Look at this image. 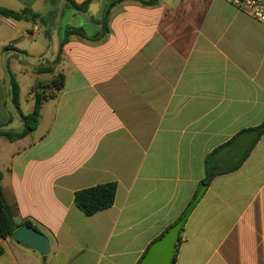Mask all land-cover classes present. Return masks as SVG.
Wrapping results in <instances>:
<instances>
[{
	"label": "crops",
	"instance_id": "0c3cea01",
	"mask_svg": "<svg viewBox=\"0 0 264 264\" xmlns=\"http://www.w3.org/2000/svg\"><path fill=\"white\" fill-rule=\"evenodd\" d=\"M65 1L0 0L41 16L0 13V130L24 127L12 81L22 115L44 97L35 130L0 135V183L15 223L49 242L41 255L0 235V264H140L203 185L175 264H264V135L236 168L252 136L234 140L264 124V26L231 0H110L98 40L99 13L66 3L62 26ZM106 183L115 203L85 215L75 193Z\"/></svg>",
	"mask_w": 264,
	"mask_h": 264
},
{
	"label": "trees",
	"instance_id": "16d2710c",
	"mask_svg": "<svg viewBox=\"0 0 264 264\" xmlns=\"http://www.w3.org/2000/svg\"><path fill=\"white\" fill-rule=\"evenodd\" d=\"M66 1L68 2V4L70 6L74 7L75 9H77L83 13H87L89 11L90 4L93 0H87L82 5L76 4L73 0H66ZM109 1L110 0H107V3L105 5L103 27L101 28L100 31H98V33L101 35V37L98 38V40L99 39L102 40L105 37V35L107 34V32H108L107 21H108L110 9L113 7V5L116 2H118L120 0H116V2H113L111 4L108 3ZM150 3H152V2H150ZM0 13L2 15H4L5 17L11 18V19L16 20V21H20L22 19H30V18L33 21H37L38 19H41L40 15H37V14L33 13L32 11L27 10V9L22 10L20 12H16V11L0 8ZM42 20L45 22V24H48V22L46 20H44V19H42ZM66 34H67V36H72V35H80L81 36V35H83L81 29H75V28H68ZM63 43H64V41L62 40V38H60L61 47H62ZM59 59H60V54H59L57 60L55 61V63L58 62ZM52 69H53V66L41 67L38 70L43 71V72H51ZM64 84H65V77L63 74H59L56 77H54L53 81L50 83V86L55 91H59L64 87ZM12 86H13L12 102H13V105H14L17 113L22 116L24 127L19 132H7V131L0 130V135L4 136L5 138H7L10 141H15V140H18V139L25 137L27 134H29L30 132L35 130L37 123H38V120H39V116H40L42 99L44 97H43V95H38L36 102H35V107H34L33 112L29 115L24 116L21 114L20 109H19L18 88H17V85L13 81H12ZM248 134H250L252 136V140H251L250 144L248 145V147L246 148L245 154L242 156L241 160L237 163L235 168L243 163V161L251 153L252 149L254 148V146L256 145L258 140L260 139V137L262 135H264V124H262L256 128L241 131L240 133H238L234 137V140H236V139H238L244 135H248ZM234 140L231 141V143L234 142ZM231 143H229V144H231ZM207 165H208V159H207ZM216 173H217V171H212V170L207 168V178L205 179L204 183L208 184L209 181L211 180V178ZM116 193H117V184L116 183L101 184V185H97L94 187H90V188H86V189H82V190L77 191L74 195V203L85 215L92 216L98 212H101V211H104V210L111 208L113 206V204L115 203ZM192 204H193V201L190 203L189 207L187 208L185 213L182 215V217L186 214V212L189 210V208L191 207ZM7 206H8V203L6 201L2 185L0 183V235L3 238L10 237L16 231V229L20 228L23 225H28L29 227H33V228L37 229L29 221H26L24 223H19V224L15 223V225H11L9 218L5 212V208ZM182 231H183V229H182ZM179 242H180V238H179ZM151 245L149 246V248L151 247ZM149 248L147 249L146 253L148 252ZM3 252H4V250L0 246V256L3 254ZM146 253H145V255H146ZM177 255H178V246L176 248V252H175L172 264L176 263Z\"/></svg>",
	"mask_w": 264,
	"mask_h": 264
},
{
	"label": "water",
	"instance_id": "95a60500",
	"mask_svg": "<svg viewBox=\"0 0 264 264\" xmlns=\"http://www.w3.org/2000/svg\"><path fill=\"white\" fill-rule=\"evenodd\" d=\"M105 1L106 0H93L89 7V12L92 15L96 16L98 13L100 14L101 23L99 27L95 26V28L98 29H101L103 27ZM66 3L68 2L65 1L62 3L61 10L63 9ZM76 11L80 13L88 22L91 23L89 17L86 14L82 13L79 10ZM56 17L57 14L54 13L49 18V25H54ZM58 30L59 28H57V32ZM205 189L206 186L203 185L186 214L181 219H179L174 225H172L162 237H160L151 245L148 252L141 260L140 264H172L176 248L179 243L181 231L196 203L203 196ZM5 212L9 218L10 224L15 225V219L13 217L11 207L7 206L5 208ZM10 239L21 247L28 250L36 251L41 255H46L49 250V242L47 237L39 230L33 227H29L28 225H23L20 228L16 229V231L10 236Z\"/></svg>",
	"mask_w": 264,
	"mask_h": 264
},
{
	"label": "built area",
	"instance_id": "2783aa9c",
	"mask_svg": "<svg viewBox=\"0 0 264 264\" xmlns=\"http://www.w3.org/2000/svg\"><path fill=\"white\" fill-rule=\"evenodd\" d=\"M231 4L264 26V0H231Z\"/></svg>",
	"mask_w": 264,
	"mask_h": 264
},
{
	"label": "rangeland",
	"instance_id": "374dc122",
	"mask_svg": "<svg viewBox=\"0 0 264 264\" xmlns=\"http://www.w3.org/2000/svg\"><path fill=\"white\" fill-rule=\"evenodd\" d=\"M72 11V10H71ZM64 12V16H63V18H64V20H63V24H62V26L64 27L65 25H66V22H67V19H68V13H69V9L68 8H66L65 10H61V8H60V13L62 14ZM50 18V17H49ZM95 26V25H94ZM63 31V30H62ZM62 31H61V33H62Z\"/></svg>",
	"mask_w": 264,
	"mask_h": 264
}]
</instances>
